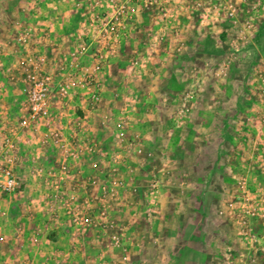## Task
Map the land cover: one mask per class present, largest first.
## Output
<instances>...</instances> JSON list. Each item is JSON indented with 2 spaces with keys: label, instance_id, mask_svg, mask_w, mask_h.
I'll return each instance as SVG.
<instances>
[{
  "label": "rangeland",
  "instance_id": "374dc122",
  "mask_svg": "<svg viewBox=\"0 0 264 264\" xmlns=\"http://www.w3.org/2000/svg\"><path fill=\"white\" fill-rule=\"evenodd\" d=\"M177 1L180 4L170 8L166 30L148 35L154 24L149 20L144 24V15L138 13L135 34L140 31L147 38L117 41L116 53L104 55L97 110H90L85 103L79 109L75 98L64 107L55 104L66 126V143L74 149L55 151L37 141L35 133L18 134V150L6 162L18 179L17 192L0 199V235L4 237L0 264H156L159 221L165 226H184L189 217L192 225L211 229L214 241L227 236L230 243L248 249L239 264H250L251 257L256 258V264H264V231L248 238V230L238 222L240 203L232 199L241 177L249 178L254 192L264 187V0H227L228 8L239 11L242 24L252 19L243 38L238 36L239 29L230 25L225 8L199 9L193 6L195 0ZM0 2V19L4 15L0 50L15 48L0 52L2 142L24 113L21 77L35 58L28 50L49 53L51 59L63 63L75 47L71 34L80 21L71 0L49 1L52 5L46 0ZM255 5L258 12L254 14ZM26 28H31V33L26 46H20L13 36ZM231 42L238 45L239 52L230 51ZM180 44L183 50L178 52ZM173 59L177 71L171 69ZM135 61L142 68H136ZM87 62L91 64V56ZM172 73L179 77L171 79ZM177 80L181 85L175 93L163 90L158 94L162 85L169 83L165 89H172L171 82ZM155 98L152 107L148 103ZM145 106L149 108L141 109ZM182 109L184 113H180ZM106 115L109 119L103 123ZM118 115L124 123L115 128L113 118ZM35 149L40 152L33 153ZM61 162L69 167V187L80 197L86 194L97 201L105 173L126 181L127 190L105 204L104 220L96 223L94 214L83 211L89 224L70 228L66 216H50L44 208V191L53 187L45 179ZM93 163H98L97 169ZM207 173L212 186V179L226 177V187L222 186L225 198L219 200L217 215L229 202L236 209L235 214L227 212L224 219H218L228 225L223 235L201 219L197 210L201 199L187 190L191 181L205 183ZM157 179L161 182L158 191L146 193L151 181ZM262 210L258 227L264 219V206ZM35 235L37 243L31 242ZM111 236L122 246H113ZM235 261L231 260L232 264H237Z\"/></svg>",
  "mask_w": 264,
  "mask_h": 264
},
{
  "label": "built area",
  "instance_id": "2783aa9c",
  "mask_svg": "<svg viewBox=\"0 0 264 264\" xmlns=\"http://www.w3.org/2000/svg\"><path fill=\"white\" fill-rule=\"evenodd\" d=\"M178 3L177 0H71L70 6L78 15L80 23L75 33L71 34L76 40L75 47L68 51L63 63L60 64L51 59L49 53L35 54L33 49H31L33 51L28 50V53L34 52L35 58L28 63V67L21 77L24 113L19 116L15 128L8 132L0 142V199L10 198L17 192L18 179L13 170L6 166V162H9L10 156L18 150V134L22 131L35 133L37 141L45 145L48 144V147L55 151L67 153L74 149L71 143H66L64 132L66 126H63L55 104L60 102L64 107L68 100L75 98L79 109L82 110V105L85 103L87 106L89 104L90 110H97L102 96L104 55L115 54V43L132 37L138 13L148 16L146 18L154 24V27L148 29V35H152L153 32L156 34L158 29L166 30V26L170 23V8L176 7ZM227 4V0H195L193 6L199 9L213 8L215 11L220 7L225 8L224 12L230 25L237 27L239 29L238 36L243 38L245 29L251 26L252 19H248L245 24H242L239 11L235 7L230 9L232 6L228 8ZM252 8L254 14L258 12L256 5ZM170 28L173 30L172 27ZM30 33L31 28L18 31L14 36L15 42L20 46H26L27 36ZM172 33L175 35L176 32ZM181 50L183 49L180 44L177 51ZM239 50L236 43H230L232 53L239 52ZM88 56L92 57L91 64L87 62ZM133 64L136 68H142L137 65V61ZM115 96L120 97L119 93H115ZM184 112L183 109L180 110V113ZM108 119L109 117L106 115L102 122L105 123ZM123 123L124 121L119 115L113 118L115 128L121 127ZM74 140L78 141L76 137ZM261 142L264 146V138ZM139 151L138 149L137 152ZM39 152V149L33 151L35 154ZM92 167L97 169L98 163H93ZM45 181L53 187L44 191L46 194L44 208L49 211L50 216H57V218L66 216L69 219L70 228H80L89 224L90 219L83 215V211L94 214L96 223L104 220L107 216L105 204L110 200L117 199L119 191L127 190L126 181L109 172L102 176V187L98 192L97 201H94L93 197L89 198L86 194L80 197L77 191L69 187V167L64 162L59 163L56 171L49 175ZM160 186L161 182L158 179L152 180L146 193H156ZM237 187V194L232 199L240 203L238 210L241 214L237 217L241 218L238 219V222L241 227L248 230V238H256L258 231L254 226L257 225L256 222L262 215L264 191L254 192L251 188V181L247 177H241ZM80 199L81 203L76 202ZM252 200L255 203L252 202L251 206H248ZM90 207L95 209V213ZM235 211L233 204L229 202L225 210L218 211V215L222 217L227 212L235 214ZM3 240L4 237L0 235V244ZM31 242L37 243L38 237L32 236ZM110 242L113 246H122L115 236L110 237ZM250 262V264H256V258L251 257Z\"/></svg>",
  "mask_w": 264,
  "mask_h": 264
},
{
  "label": "crops",
  "instance_id": "0c3cea01",
  "mask_svg": "<svg viewBox=\"0 0 264 264\" xmlns=\"http://www.w3.org/2000/svg\"><path fill=\"white\" fill-rule=\"evenodd\" d=\"M49 1L50 0H46L45 3ZM55 2H54V5H56ZM52 4L53 3H51L50 5ZM61 5L63 6V1L61 2ZM2 17L3 19H0V31H1V27L4 25V22H3L4 15H2ZM142 19L143 21H145L144 24L148 20V18L146 17L144 18V16ZM18 20H20V18ZM136 26L139 27L138 20L136 21ZM135 28L133 30L132 37L130 39H134V38L137 39L138 37L145 36L144 34L143 36H141L140 31L138 32L140 34L138 33L135 34L136 33ZM0 34L2 37H4L2 35V32H0ZM14 36H13V41L15 42ZM145 38H147V34ZM0 40H3V39L0 38ZM142 43H143V39H141V43H138V44L141 45ZM0 46H3V44L1 43ZM10 49L14 50L15 48L9 47L8 50ZM4 50L8 52L6 48ZM4 50H0V52ZM162 53L164 52L162 51ZM165 53L164 55H166ZM173 62H174V59L172 61L173 65L171 69L177 71L179 66L176 64V61L174 63ZM160 70L162 72V69ZM156 72H158V70ZM176 77H179V75H177V73H172L171 79L176 80ZM158 80L160 82L162 81L160 79ZM168 84L169 83H165V85H162V88L160 91H158V94L164 93L165 90H172L174 92L175 90H178L179 86L181 85L179 81L177 80L175 83L171 82L170 86L172 89L170 88L165 89V87ZM156 103L157 102L155 98L153 102H149L148 104H150L153 107L155 106ZM143 108H149V107L148 106L141 107V109ZM144 114H146L145 110H144ZM172 149H173V152H179V151H175L176 150L175 148H172ZM209 174L210 173H207L208 177L205 175V181H206L205 183H202V182L199 183L197 180L191 181L192 183H190L187 190H190V194L192 195L195 194V196L201 199V207L197 209L199 210V215L201 216V219L207 223H211L213 225L214 230L216 229L218 233L220 232L223 235V233L224 234L226 233L225 231L226 229H228V225H226L225 223H223V221H221L224 218H222L221 216L218 217L216 207L218 203H220L219 201L220 198H223V199L225 198L224 192L222 189L223 187H226V185H223L227 183L226 177L221 176L219 177V179L217 178L218 180L212 179L213 182L215 183V186L218 187L221 184V186L217 189L215 188V186H212L214 184L210 182L211 178ZM261 190L264 191V187H262ZM186 197H189V196L187 195ZM218 219H221V220L217 222ZM162 222L164 221H161V220L159 221L157 229H156V234H157L156 237L158 238L157 251L155 252L156 260L154 261L156 264H232L231 260L233 259L236 260L234 263L239 264L244 259V257L247 256L248 254V249H246L242 245H236V244L230 243V241H228V239L226 238L227 236H225L221 240L214 241L211 238V235L213 233L211 229H205V228L200 229V227L198 228V226L192 225L191 217H189L186 220L187 223L184 226L178 223L171 224L170 226H165V224H163ZM255 227L258 229L257 230L258 232L262 233L264 231V219L260 221L259 227L258 225H255ZM147 245L145 244L144 246H147Z\"/></svg>",
  "mask_w": 264,
  "mask_h": 264
}]
</instances>
